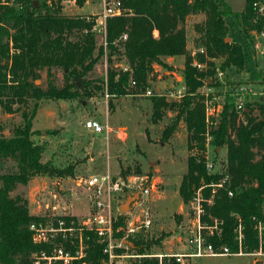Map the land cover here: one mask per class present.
Instances as JSON below:
<instances>
[{"label":"trees","instance_id":"1","mask_svg":"<svg viewBox=\"0 0 264 264\" xmlns=\"http://www.w3.org/2000/svg\"><path fill=\"white\" fill-rule=\"evenodd\" d=\"M63 1L66 0H0V109L13 114L29 100L87 99L97 92H106L109 99L143 94L155 79L156 66L170 72L167 59L184 56V97L180 101L150 97L152 122L161 120L167 111L173 114L162 130L163 140H168L183 122L198 145L194 148L199 152L188 158L187 171L179 185L181 200L187 205L194 191L204 186L203 197L212 198L210 204L203 203L202 220L211 223L216 219L221 230L219 238L209 237L207 242L215 247L227 246L232 253L239 248L244 254L264 251V235L260 244L256 228L264 222V95L246 98L244 109L237 112L230 92L222 93L220 110L207 124L201 94L203 87L220 85L215 77L217 67L224 72L244 67L248 54L240 44L226 41V18H231L251 40L250 46L262 29L261 22H254V0H245L239 12L232 11L226 0H119L129 12L107 19L105 51L96 44L92 22H87L85 16L62 14ZM75 3L82 6L85 0ZM196 14H202L204 20L194 27V41L199 47L193 59L187 52L184 24L188 16ZM123 33L127 34L125 41L120 40ZM104 55L108 64L105 77L93 78L94 67ZM114 55L125 59L126 71L116 66ZM217 59L221 60L218 65ZM193 61L203 67L195 68ZM52 68L63 71L61 86L49 81L43 89L33 83L40 78L39 71ZM253 74L260 79V72ZM108 103L111 105L110 100ZM33 115L22 111V123L11 136L0 135V264H32V254L44 249L32 242L28 227L48 216L30 215L26 200L10 193L35 176L67 174L41 161L42 148L31 138ZM206 131L215 150L226 148L225 161L216 173L207 172L201 157ZM197 158L201 160L197 162ZM129 173L128 168L121 170L122 176ZM224 177L226 186L212 195L209 185ZM124 220L122 215L115 220L114 229H120L116 235L122 234ZM238 229L242 236L240 247L235 239ZM129 239L139 252L150 251L153 243ZM103 259L101 247L92 239L86 264H103Z\"/></svg>","mask_w":264,"mask_h":264},{"label":"rangeland","instance_id":"2","mask_svg":"<svg viewBox=\"0 0 264 264\" xmlns=\"http://www.w3.org/2000/svg\"><path fill=\"white\" fill-rule=\"evenodd\" d=\"M226 3L232 11L239 12L243 9L245 0H226ZM99 8V4L90 2L82 6L70 0L62 2V14L69 17L86 16L91 12L95 14ZM203 20L202 14L191 15L184 24L187 52L193 59V52L199 47L194 41L197 37L194 27ZM226 24V41L240 44L248 55L242 69L230 68L226 72L222 71V76L216 78L220 85L202 88L201 91L209 94L208 103L214 108L223 102L222 93L233 87L248 88L253 93L260 90L259 79L253 73L260 72V68L264 67L263 57L253 46L257 42L256 37L248 46L251 40L245 38L231 18H226ZM260 32L261 29L257 34ZM153 34L156 36L157 32ZM95 41L99 46V38L95 37ZM112 58L116 66L125 67L123 57L114 55ZM184 61V56L168 58L166 62L172 67L170 72L156 66L155 79L150 82L148 89L152 92L166 91L171 85L182 82ZM215 62L218 65L221 60L217 59ZM107 66L104 55L95 65L92 77H105ZM39 75L40 78L34 79L33 83L43 89L49 81L57 86L63 83L61 69H44L39 71ZM242 95L244 99H253L256 96L248 93L247 89L242 91ZM22 111L34 114L31 138L42 148L41 161L57 171H67L63 176H35L25 185L18 184L10 193L11 196L20 195L26 200L30 215L86 216L95 200H105L102 196L105 186L98 188L101 190L98 193V190L87 188L84 181L92 176L101 178L109 175L113 181L119 180L122 183L121 190L110 195L114 196L111 200V212L116 219L119 215L125 216L123 229H135L131 238L152 241L149 250L154 252L188 251L186 237L189 210L188 205L183 204L178 189L187 171L188 158L194 156L198 145L191 140L183 122L179 123L168 140H163L162 130L173 119L172 112H165L161 120L154 123L151 120L150 97L126 95L108 98L106 101L104 93L99 92L87 99L29 100L13 114H7L0 109V135L11 136L14 128L22 123ZM88 120L107 125L109 132L103 130L101 133H94L85 129L84 125ZM209 143L206 144L204 135L203 153L217 163L224 162L226 148L215 150L211 144L208 146ZM127 168L130 173L122 176L121 170ZM144 190H147V194L141 193L139 199L130 205L127 213L118 211L128 194ZM144 212L151 219V226L147 230L137 228V218ZM185 263L264 264V251L259 249L243 255L200 257L185 260Z\"/></svg>","mask_w":264,"mask_h":264},{"label":"built area","instance_id":"3","mask_svg":"<svg viewBox=\"0 0 264 264\" xmlns=\"http://www.w3.org/2000/svg\"><path fill=\"white\" fill-rule=\"evenodd\" d=\"M70 1L75 3V0ZM88 2L99 4L100 6L98 13L94 14L91 12L85 16V19L87 22H92L91 32L96 38H99L100 45L103 46L105 51L107 19L126 15L129 10L124 8L119 0H85V3ZM252 6L256 11L254 22L259 21L262 24L261 32L256 35L257 42L253 46L264 59V0H254ZM126 39L127 34L123 33L120 40L125 41ZM196 51L193 52V55H195ZM199 52L202 53L203 51L199 50ZM192 65L198 69L203 67L196 61H193ZM260 69L261 77L259 79L260 83H258L260 90L257 92L253 93L251 89L239 87H233L229 91H226L230 92L229 96L232 98L233 109L237 112L244 109L246 101V98L244 99L242 95L244 89H247L248 93L256 95L255 97H258L257 95H264V67ZM123 71H126V67L123 68ZM221 76L222 71L217 68L215 70V77L220 78ZM131 84L134 85V82H131ZM185 93V85L179 82L171 85L166 91L157 90L156 92H152L147 89L143 94L135 96H157L164 97L170 101H180ZM201 94L204 95V110L206 123L208 124L210 118L214 117L220 110V105L214 108L212 104L208 103L209 94L204 91H201ZM104 96L107 101L109 95L105 92ZM84 127L94 133H101L103 130L108 131L107 125H102L95 120L86 121ZM210 140L211 136L206 131V144ZM208 146H210V143ZM201 157L208 173H216L220 169L222 162L217 163L205 153ZM200 160L197 158V162ZM121 184L119 180L113 181L109 175L101 178L96 176L89 177L84 181V185L89 189H94V191L98 190V193L101 192L98 188L105 186V191L102 193L105 200H95L86 216L82 218L77 216H48V219L45 221L32 222L28 227L31 232L32 242L44 247V249L32 254V264H74L76 262L86 264L85 258L89 249V242L92 239H95L101 247V252L104 256L103 264H186L185 260L200 257L243 255L240 248L237 253H232L227 246L215 247L213 244L207 242L209 237L219 238L221 230L216 219H213L211 223H206L202 220L204 215L203 203L210 204L212 198V196L207 199L203 197L202 188L204 186L194 191L191 200L187 204L189 210V227L186 237L188 251L154 252L145 250L139 252L132 247L129 240L135 229H127V231L124 229L122 231L121 229L122 234L116 235L120 229H114L113 227L116 218L111 212V200L114 196L110 197V195L119 192ZM226 184L227 178L224 177L216 184L209 185L212 188L211 194L213 195L216 189L224 188ZM141 193L147 194V190ZM228 195H232L231 191L228 192ZM63 217H69V220ZM137 223V228L147 230L151 226V219L144 212L141 217L137 218ZM256 228L261 242V237L264 235V222H259ZM235 239L240 247L242 236L239 229ZM125 242H129V244Z\"/></svg>","mask_w":264,"mask_h":264},{"label":"water","instance_id":"4","mask_svg":"<svg viewBox=\"0 0 264 264\" xmlns=\"http://www.w3.org/2000/svg\"><path fill=\"white\" fill-rule=\"evenodd\" d=\"M140 193L141 191L135 192L133 194H128L126 196L125 201L123 202V204L120 205V207L118 208V211L120 213H127L129 211V207L130 205L137 201L140 197ZM126 244H129V242H125Z\"/></svg>","mask_w":264,"mask_h":264}]
</instances>
